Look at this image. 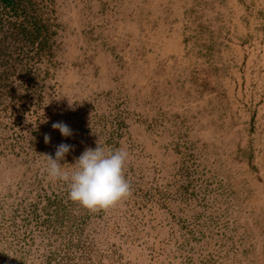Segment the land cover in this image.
<instances>
[{
  "label": "rangeland",
  "instance_id": "374dc122",
  "mask_svg": "<svg viewBox=\"0 0 264 264\" xmlns=\"http://www.w3.org/2000/svg\"><path fill=\"white\" fill-rule=\"evenodd\" d=\"M30 3L48 36L0 87V264H264V0ZM97 141L133 194L90 212L43 154Z\"/></svg>",
  "mask_w": 264,
  "mask_h": 264
},
{
  "label": "clouds",
  "instance_id": "9594fccd",
  "mask_svg": "<svg viewBox=\"0 0 264 264\" xmlns=\"http://www.w3.org/2000/svg\"><path fill=\"white\" fill-rule=\"evenodd\" d=\"M62 136L72 137L73 130L63 121L52 124ZM44 142L50 136L44 135ZM74 151V145L61 143L56 147L55 157L43 154L47 161L46 171L50 179L67 185L69 199L90 212L108 210L132 196L131 183L125 168L129 152L123 148L105 151L98 143L95 148L86 147L74 163L64 162Z\"/></svg>",
  "mask_w": 264,
  "mask_h": 264
},
{
  "label": "trees",
  "instance_id": "16d2710c",
  "mask_svg": "<svg viewBox=\"0 0 264 264\" xmlns=\"http://www.w3.org/2000/svg\"><path fill=\"white\" fill-rule=\"evenodd\" d=\"M47 32V22L36 13L30 0H0V87L13 81L16 67L10 63L11 55L30 50L39 53L46 47ZM23 44L29 47L25 50Z\"/></svg>",
  "mask_w": 264,
  "mask_h": 264
}]
</instances>
